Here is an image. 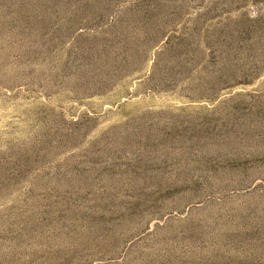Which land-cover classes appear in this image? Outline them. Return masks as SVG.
<instances>
[{"label":"rangeland","instance_id":"374dc122","mask_svg":"<svg viewBox=\"0 0 264 264\" xmlns=\"http://www.w3.org/2000/svg\"><path fill=\"white\" fill-rule=\"evenodd\" d=\"M0 264H264V0H0Z\"/></svg>","mask_w":264,"mask_h":264}]
</instances>
